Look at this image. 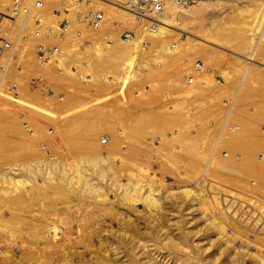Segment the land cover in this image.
<instances>
[{"label":"bare ground","instance_id":"bare-ground-1","mask_svg":"<svg viewBox=\"0 0 264 264\" xmlns=\"http://www.w3.org/2000/svg\"><path fill=\"white\" fill-rule=\"evenodd\" d=\"M39 1L41 2L40 7L33 8L27 17L28 20L26 19L25 22V29L30 33L29 41L20 44L14 58L20 56L25 46L33 43L30 40H34V37L42 38L46 36V38H51L57 35L61 37L59 41L61 45L60 53L57 54L55 52L51 55V60L49 59L45 64L40 65V71L48 78L59 79V70L62 69L68 79L80 80L85 78L84 80L87 81L98 79L100 82H104V75L110 72L119 84L124 82L122 76H126L127 83L132 81L135 85L150 84L151 82H154V84L151 85L149 90L142 93L138 91L139 87L135 86L137 88L136 91L133 90L135 94L132 97L134 96V100L138 101L139 98L135 97V95H141L139 102L144 104L142 106L144 107L143 110L137 114V119L136 115L133 114L132 118L134 121L136 120L135 122L124 120L123 123L121 122L117 125L109 122L93 123L91 119H93L94 114L90 113L85 119L80 118L78 104L71 102L59 108V113L57 112V118L53 120V127H51L50 131L44 125V120L47 119L46 113L44 114V112L30 105V96L35 95L38 97L37 93L33 92L31 95L28 93L18 99H14L3 86L4 79H1L0 124L6 132V138L0 152L2 154L4 150L9 151L12 144H21L24 146V150H26L25 148H27L28 152L34 150L36 155L38 153V156H36L37 159L35 158L36 161L35 159L31 160L30 157L33 155L30 154L29 156L28 152L25 151L27 156H29V162H22V164L19 162L20 164H14L15 167L10 165L11 168L7 166L4 171H0V197L1 195H3L2 198L14 197L15 202L13 203L17 204L18 202L19 204L18 197L24 196L25 198L22 199L24 201L20 200L22 202L21 205L25 204L23 207L30 208L34 207L32 200L36 196L32 198L33 194L40 196L38 193H41L42 187H45L44 190L46 188L49 190V187L54 188L51 190L54 194L56 193L55 189L56 191H62L65 188L68 192H75L79 199L81 198V195H77L79 191L83 193L79 192L82 195H86V191L88 193L99 191L103 193L104 200L100 202L85 201L86 203L83 204L82 201L80 203L105 212V222L107 224L99 232L93 231L92 233H85L87 226L78 224L76 236H72V228H68L64 235L65 239L63 238L66 242L61 240L65 244L60 242L56 245L59 252L56 253L60 257L58 263L73 264L72 258L75 253L79 258L78 264H196L197 260L205 261L209 257H215L212 259L213 263H215V261L218 262L221 255L227 260L230 256H235V237H239L238 239L240 240L238 241L241 242V247H243L242 245H247L246 240L243 239L246 235L240 233L241 230L240 232L235 230L236 226L234 229L232 228L233 231L235 230L234 232L232 230L230 233L229 231L227 232L226 219L231 217L234 219V215H239L236 210L242 209L240 205L244 204L243 207L245 209L246 206H250L251 208L248 207V211H256L254 213L259 214L264 222V200L260 199V195L255 196V192L264 187L263 185H261L263 187L257 186V182H255V179L260 183L264 181V128L255 127L256 125L254 126L252 120H241V118H239L238 124L228 125L226 128L224 123H222L220 131L215 140H213V148L208 155L205 152L206 149L202 150L204 146L208 150L210 142H212V137L214 136L213 126L209 125L208 122L201 121L196 123L198 119L196 117V109L201 106L199 102H202V104L205 102L203 99L206 98L207 92L204 93V88L209 86L208 83H210L211 78L209 79L208 77L211 76H206L207 69L205 68L196 72L191 70L193 72L191 73L190 71L192 74L190 75L192 77L191 83L185 84L181 80L182 76L180 73L184 69L190 68L196 58L203 61V63H209L221 56L227 58L225 52H229V55L233 56V61L237 62L234 67L241 70V81L235 93H233L232 100H230L231 105L227 112V118L231 113L233 104L237 103L239 105L238 103H243L249 96L253 107H258L257 104L259 102H264V4L259 2L260 7L262 5V9H258L260 11L257 13L258 15H253L251 9L248 8L249 6L231 4L232 6L227 12L225 11L224 14L222 13L223 15H218L219 17L216 16V21H214L215 19L210 21V23H215L208 26L205 22L211 18H206L207 20L203 23L201 15L211 7L217 10L221 5L220 0H194L186 6H179L175 0H164L163 11L154 17L155 21L153 23L144 17L135 16L117 0ZM10 2L11 0H0L1 13L7 15ZM62 5H65L63 11L66 14L63 19L67 21V24L62 23L60 26L61 29L66 30L64 34L60 32L57 22V18L63 13L60 9ZM254 5L257 6L258 3ZM94 11L102 12L103 21L99 27L90 28L85 17ZM222 11H220V14ZM256 12L257 10L254 13ZM209 16L211 17V15ZM33 17L39 20V33L37 36L33 34L34 29L31 32L34 27L31 21ZM78 35L86 39L83 47L80 46L81 51L67 45L69 41L72 44L77 39L80 41L81 38ZM255 35H257V38L254 37ZM254 38H256L255 41H253ZM83 58H86L85 64L87 66L84 67L85 69L80 68L81 62H75L77 63L75 67L69 68L68 65L71 61H81ZM240 60L244 62V65H242ZM54 61L57 62L53 63ZM233 61L230 63H233ZM195 66L196 69L201 67H198L197 64ZM87 69L91 70V73L86 74L84 77ZM159 74L160 76L165 74L162 76V80L159 78ZM221 74L223 78L228 76L226 73ZM12 75L13 73L9 69L3 78H8ZM115 79L114 82H116ZM211 82L213 81L211 80ZM162 89L165 91L163 94L170 97L173 101H162L165 98H161L162 94L160 91ZM117 91V94L114 91V95L118 96V92H121L122 95L119 97H123V92L125 91ZM217 93L219 94V92ZM128 94L124 93V96ZM181 97L193 99V102H195L194 107L191 108L193 112H189L191 109L186 108L187 110H183L182 107L180 108V101L177 100L181 99ZM123 98L125 99V97ZM126 98H129V96H126ZM116 99L119 100L117 97ZM134 100L132 99V102H136ZM196 101L199 102L196 104ZM124 111L123 114H125ZM20 119H25L26 121L21 123ZM27 122H29V125ZM183 125H191L194 130L192 133H185L181 130ZM24 126L26 127L24 128ZM141 126L143 127L141 128ZM149 129L151 131L153 129L156 130H153L152 134L154 131L157 132L156 136L159 144L152 143V134L151 131H148ZM166 130H169L171 134L167 133ZM106 132L109 134V142L105 147V154L102 156V148L96 139L99 134H105ZM134 136L141 140L139 141L137 138L136 141H139L146 149L143 152L144 157L142 156V158L144 161L141 167L137 164L138 169L130 168V165L134 163V159L138 157L136 154V157L134 156V152L138 153L133 148V141L135 142L134 139H136ZM35 137L38 141L37 144ZM137 142L135 145H137ZM32 143L36 144L33 145L34 148ZM123 143H125V146H120ZM79 145L87 149L86 153H81L83 154L82 156L81 154L79 155L81 158L76 155L75 160L67 161L66 156L68 155H65V153L73 146H75L76 150ZM141 145L135 147L139 148ZM200 145H204L201 150ZM30 146L33 149L28 150ZM67 146L70 147L68 148ZM258 146L262 152L256 155L252 148ZM72 148L69 150V156L74 153V150L70 153ZM136 148L135 150H138ZM149 150L157 155L161 172L179 170L183 160L190 153H193L195 158L198 156L197 161L198 158L200 159L201 166L198 167L200 169L196 173L194 172L195 170H192L194 172H191L193 176L190 179L188 178L190 175L187 177L186 185L181 188L180 194L186 199L188 206L196 208L199 216L203 217V220L207 221V225L212 229L213 234L202 237L207 239V243H205L207 247H201V250H199L198 244L200 242L196 245V234H199V232H192V229H185L181 225L178 226L181 222L178 221L179 223H177V220H174L177 224L171 220L175 225L170 226L167 224L169 221H165V217L163 219L162 216L167 214L164 211L168 210H165L163 206L165 202L162 204L161 199L167 195L166 197L169 201L170 197H174V193L163 184L156 186L162 180H156L149 173L150 160L153 158L150 156ZM34 157L31 158L33 159ZM77 158L79 161H77ZM79 163H81L80 166L82 167V164L86 165L80 171L78 169ZM70 169H73L76 174H81L82 172L81 179L76 180V177L72 175L73 171L71 172L72 174L70 173ZM126 170L129 171L127 172L128 174L122 172H126ZM243 171L253 176V179L250 175L248 176L251 181L247 177L251 182V184L248 182L249 187L247 184V187H245V181L243 180L242 182V179L240 184L239 174L241 175ZM121 172L126 175L124 182L120 180L121 178L123 179ZM91 173H95L98 181H94L89 177ZM84 175L85 177H83ZM140 177L143 180H140ZM77 178L80 177L77 176ZM27 183L33 184V186L36 184L35 187L39 188V190L42 188V190L37 192L30 186L31 190L29 191L30 188L28 187L27 191V187L23 188ZM84 185H87V188ZM18 190L22 191V195ZM31 191H36L37 193H30ZM71 192L68 194L73 197ZM262 192L264 193V190ZM259 193L261 194V192ZM109 194L112 196L109 197ZM262 197L264 198V195ZM35 201L37 202L38 200L35 199ZM140 201L145 204H142L146 210L145 212L141 210V206L139 209L135 206ZM171 206L174 210L173 203ZM152 207H155L156 211L153 212L151 210ZM180 207L182 206L180 205ZM205 213H208L210 218L207 217L208 215L204 216ZM253 216L248 217L253 218ZM29 217L31 218L30 215ZM169 217L171 218V216ZM33 218L34 216H32L30 221ZM45 218L40 219L42 221L33 219L31 226L34 225V222H38L36 225L41 222L40 227L34 225L39 235L34 234L33 236L36 237L37 235L41 242L45 243L42 242L46 248L47 246L51 247L50 244L52 243L56 244L57 239L54 238L55 236L52 238V234L50 235L54 227H52L53 223L48 218ZM232 219L228 221H232ZM258 220L256 223L252 222L255 223L252 224L254 228L257 223H260ZM19 221L21 220L17 222ZM22 221L20 223L23 226L26 223L27 227L29 226V220H25L26 223L24 219ZM234 221L236 222V220ZM7 222L9 221L0 215V230L5 225L7 226ZM41 225H46V228ZM34 226L33 229L31 228L33 233ZM261 226V229L253 232L264 234V225L262 224ZM239 228L241 229V227ZM7 231L9 230L7 229ZM208 231L210 232V229ZM256 234L254 235L256 240L254 239L253 241L263 250L264 241L262 239L259 240ZM201 243L203 244L204 241ZM79 244L82 251L78 252L77 246ZM254 245L251 244V246L255 247L256 245ZM208 247H212V250L207 254L209 257L204 259L200 255H205L203 250L207 248L206 252H208ZM258 247H255L256 250L254 248L255 251L253 250L250 257L254 259L255 264H264V252L262 253ZM7 251L0 250V264H10L11 259H13L11 253ZM29 252L33 253L32 251ZM34 253L35 257L38 252ZM217 253L220 254L219 258L214 256ZM231 253H233V256ZM242 253L239 250V254L244 259L245 257L243 258ZM247 253L246 255L244 253V255L247 256ZM25 254L27 256L28 253ZM241 256L239 255V258ZM34 257L27 256V259L29 258L28 260L31 261V259L36 260L37 257L42 264L41 256L37 255L35 259ZM59 257L57 256V258ZM235 258H230V260L233 259L234 261ZM239 258L236 261L240 262ZM209 260L211 262V258ZM32 263L36 264L35 261ZM204 263L206 264V262Z\"/></svg>","mask_w":264,"mask_h":264},{"label":"rangeland","instance_id":"rangeland-1","mask_svg":"<svg viewBox=\"0 0 264 264\" xmlns=\"http://www.w3.org/2000/svg\"><path fill=\"white\" fill-rule=\"evenodd\" d=\"M259 2L264 4L263 3L264 0H257V1L256 0H250V1L249 0H244V1L242 0V2H241V0H237V1L236 0H220L221 5H220V7L217 10L212 9V7H211L210 9H208V11L206 10L201 15V18H203L202 22L204 23L207 19L211 18L210 20H207L205 22V24H207L208 26L211 25V24H214L215 22L214 23H212V22L210 23V21H212L214 19H215L214 21H216V16L219 17L220 15H223L225 13V11L227 12L230 9V6L236 5V4L237 5H240V4L241 5H245V7L249 6L248 8L251 9V12H253L252 14L253 15L257 14V13L260 12V11H258V9H262V5L260 7V3ZM253 3L254 4L258 3L259 6L258 5L256 6ZM258 7H260V8H258ZM60 9L63 11L65 9V5L64 6L63 5L60 6ZM211 10H213V11H211ZM214 10L218 11V12H215ZM256 10H257V12L254 13ZM220 11H222L221 14H220ZM209 15H211V17ZM64 16H66V14L63 11L61 16L57 18L58 27L61 26V24L63 23V20H64V24H67V21L65 19H63ZM89 27L91 28V26H89ZM33 29H34V27L31 29V32H33L32 31ZM60 32L64 34L66 32V30L61 29V27H60ZM27 34H28V37H30V35H29L30 33L28 32V30H27ZM256 36L257 35H255L254 37H256ZM78 37L81 38L80 41H79V39H77V41L76 40L74 41V44H72L69 41L67 43V45H70L69 47H73V48H76L78 50L80 49L79 51H81L82 50L81 47H83L84 42L86 43V41H85L86 39L84 37L79 36V35H78ZM256 38H254L253 41H255ZM60 39H61V37H58L57 35H54L51 38H46V36L42 37V38L41 37H38V38L34 37V40H30V41H33V43H29L28 46H25L22 49V52L20 53V56L18 58L14 59V61H15L14 66H20L21 67L20 72L14 70V69H10L12 71L13 75L5 79L7 81L8 80L9 81H15L21 87L20 88V92L16 96H14V95H12V94H10L8 92L10 94V96H12V98H14V99H18L22 95H25V94H28V93H29V95H31V93L33 94V92H36L38 97H36L35 95L34 96H30L31 97V100H30L31 104L30 105L35 107L37 110L44 112V114L46 113L47 119L44 120V125L50 131H51V127H53V125H52L53 124V120H55V118H57V115L59 113V108H61L62 106H65L66 104H69L71 102H75L76 104H78V110H79L80 115H81L80 118L85 119L90 113L94 114L93 119H91V121L93 123L109 122V123H114V124L117 125V124H119L121 122L123 123L124 120H126L127 122H130V121L131 122H135L136 120L134 121L132 117L134 115H136L135 117L137 119V117H138L137 114L140 113L143 110V108H144V107H142L144 104L139 102L141 95L140 96H139V94L137 96L135 95V97L139 98L138 101L134 100V98H133L134 96L132 97V95L135 94L134 92L136 91V88H137V87L135 88V86H138L139 87L138 91L140 93H142V92H146L147 90H149L151 88V85L154 84V82H151L150 84L135 85V83L132 82V81L127 83L126 76H122V78L124 79V82L122 83L123 84V87H122V84H119L116 81V79L114 78L113 74L110 73V72H108V73H106L104 75V77H105L104 80H103L104 82H102V81L100 82L98 79L97 80L96 79L88 80V81L84 80L85 78L80 79V80H77V79L75 80V79H71V78L68 79V78H66V75L64 74V71L62 69L59 70V75H60L59 79L48 78L43 72L40 71V69H41L40 65L42 66V64H39V62H38V60L36 58V56H37V54L39 52L38 45L42 44L46 48H54V47H56L58 49V51H57V54H58L61 51V45L59 43ZM102 39L107 40L106 38H102ZM28 41H29V38L25 42H28ZM25 42H23V43H25ZM225 53H226L225 55H226L227 58H224V56H221L222 58L221 57H218L217 59L215 58V61L213 60L214 62L212 61V62H209V63H203V61H201L200 59L196 58V59H194V63H192V65H190V68L184 69L180 73V75L182 76V77L180 76L181 80L185 84H188L185 81V76L188 77V76L192 75L191 74V73H193L192 71L196 72V71H200L203 68H205V69H207L206 70V76H211V77H208L209 79L211 78L210 79V83H208L209 86L204 88V90H205L204 93L207 92L206 93V95H207L206 98L203 99L205 102L202 104V102L196 101V104L198 102L201 104V106L196 109V117L198 118L196 120V123H199L201 121L202 122H208L209 125L213 126L212 128L214 130V136L212 137V142H210V146H209L208 150H207L206 146L203 145L205 147L204 148L202 145H200V150L203 147L202 151H204V149H206L205 152L208 153V155H209V153L211 152V150L213 148L212 147L213 146V142H214L213 140H215L218 132L220 131L222 123H224V126L226 128L228 125H232L233 126L234 124L235 125L238 124L239 118H241V120L242 119L252 120V122H254V126L256 125L255 127H259V128L263 127L264 128V102H259L257 104L258 107H253V103H252V101L250 99V96L246 100H244L243 103H241V102H240L241 104L238 103L239 105H237V103L233 104V106H232L233 108L231 110V113L228 115V118H227V112H228L229 106L231 105L230 104V100H232V98H233L232 96L234 95L233 93H235L237 87L240 85V81H241V78H240L241 77L240 76L241 73L240 72H241V70L239 68H237V67H234V65H237V62L233 61V59H232L233 56H230L229 52H225ZM49 59L51 60V58H49ZM230 59H232V60H230ZM34 61H35V64H34ZM232 61H233V63H230ZM240 61L242 62V65H244V62L242 60H240ZM36 62L38 63L37 65H36ZM56 62L57 61H54L53 63H56ZM75 62H78V63L81 62L80 68H82V69H85L84 67L87 66V64H85L86 63V58H83L81 61H77V60L76 61H71V63L68 65L69 68L75 67V65L77 64ZM196 63L200 64L201 67L199 69H196V66H195ZM190 71H191V73H190ZM33 73H38L40 78H41V82H40V86L39 87L30 86L29 83H28V79ZM90 73H91V70L87 69V72H85L84 77H85L86 74H90ZM221 73H226L228 76L223 78V75ZM164 75L160 76V74H159V78H161V80H162L163 79L162 76H164ZM114 79H115L116 82H114ZM193 80H194V78H193ZM211 80L213 82H211ZM133 83H134V85H133ZM218 85H219V87H217ZM3 86L7 90V88L5 86V82H4ZM116 87H118V88L115 89ZM117 90L118 91H120V90L125 91V92H123V97H125V99L123 97H121V98L119 97V96L122 95V93L118 92ZM133 90H135V91H133ZM114 91H115V93H116V91L118 92V96L114 95L115 94ZM160 92L162 94V96L160 94L161 98L165 97L164 99H162L163 102H165V101L166 102L167 101H169V102L173 101V100H171L170 97L165 96L163 94L165 92V91H163V89ZM217 92H219V94L220 93L221 94L219 95ZM119 93H120V95H119ZM124 93L125 94L129 93V94L124 96ZM223 93H225V94L223 95ZM215 94H216V96H215ZM208 95H209V97H208ZM126 96L127 97L129 96L130 99L126 98ZM211 96H213V98H211ZM214 96H215V98H214ZM116 97L119 98V100L116 99ZM69 99H70V101H69ZM132 99L134 101H136V102H132ZM177 101H180L179 105H180V108L182 107L183 110L191 109L195 105V102H193L192 98H188V99L185 98L184 99V97H181V99L179 98V100H177ZM182 109H181V111H182ZM124 110L126 112H128V111L129 112L126 114V112ZM123 111H124L125 114H123ZM189 112H193V110L191 109ZM256 114H258V115H256ZM237 119H238V121H237ZM24 121H26V120L25 119H20L21 123L24 122ZM27 123L29 125V122H27ZM25 127L26 126H24V128ZM115 127H118V126H115ZM142 127L143 126H141V128ZM29 128H31V127H29ZM153 130H155V129H153ZM153 130L151 131V129H149L148 131H151V134H152ZM181 130L183 132H185V133L186 132L192 133V131L194 130V127H192L191 125H183L181 127ZM155 131L152 134V140L151 139L150 140L152 141V143L159 144V142L157 140V136H156L157 132H155ZM166 132L171 134L169 132V130H166ZM151 134H150V137H151ZM5 138H6V132H5L4 128H3V126L0 124V149L3 147L2 145L5 142L4 141ZM134 138H136V139H134L135 142L133 141V143H134V145H133L134 151H138V153L140 152V154L134 152V156L136 154V156H138V157L136 159H134V163L130 165V168L134 167L133 169H135V168L138 169L139 167H141V165H142V163L144 161L142 156L144 157V155H143L144 153L143 152L146 149L144 148V146L141 145V143H139V141H141V140H139V138L137 136H134ZM137 138L139 140L138 142L136 141ZM35 140L37 141L36 137H35ZM96 140H98L97 143L102 148L101 153H102V156H103L105 154V147H106V145L109 142V134L107 132L105 134L104 133L103 134H99V136H98V138ZM136 142H137V145L138 146L141 145L142 148L141 147H139V148L137 147L136 148L135 147V146H137V145H135ZM37 143H38V141L36 142V144ZM30 144H31V142H30ZM36 144L32 143V147H33V145H36ZM120 146H125V143H123V145H120ZM32 147L30 146V148H28V150L31 149ZM74 147L75 146H73V148ZM73 148H72L70 153H72L73 150H74V153H72L70 156H69V150L70 149H68V152L65 153V155H68V156H66L67 161H73V160L76 159V155L79 158L80 157L79 155L81 153L84 154L87 151V149L86 148L85 149L82 148L81 145L76 147V150H75V148L74 149ZM135 148L138 149V150H135ZM25 149L26 150H24V146L21 145V144H12V146H10L9 151H5L4 150L2 152V154L0 152V171H4L5 168H7V166L11 168V166L12 165L14 166V164L15 165L16 164H20L19 162H21V164H22V162L23 163L24 162H29L30 159L34 160L36 158V156H38V153L36 155L34 150H32V151L30 150V152H28L27 148H25ZM140 150L142 151V153H141ZM252 150L254 151V154H256V155H258L259 153L262 152V150L259 148V146L256 147V148H252ZM25 151L28 152L29 156L31 154V155H33L35 157L32 159L31 157H33V156H31L30 159H28L29 156H27V152H25ZM131 151H132V149H131ZM148 152H149V154H151L150 156L153 157L150 160L149 173L151 175H153L156 178V180H162V182L160 184L157 183L156 186H160L161 184H163L164 186H166L167 189H169L170 191H172L174 193V197L171 195L172 197L169 198L170 195L168 196L169 201H168V199L166 197L167 196L166 194H165L166 196H164L161 199V203L162 204L165 202L164 205H163L165 210H168V211H164V213L167 212V214L169 213L168 215L171 216V218H170L167 214H165V216H162L163 219L165 217L164 220L167 221V222L169 221L167 224H169L170 226H173V225H175L176 222L179 223L178 221H180L181 223H179L178 226L181 225V227H183V228L185 227V229H190V230L192 229L191 230L192 232H196V233L199 232V234H196L197 235L196 236V245H197L198 242H200L199 243L200 245L198 244V246L200 247L199 250H201V247H207V245L205 244V243H207V239H203L204 238L203 236L213 234L212 229L207 225V221H204L203 217L199 216V214L197 213L198 211L196 210V208L188 206V204H187L188 202L180 194L181 188L184 185H186L187 177L190 175L188 177L190 179L193 176V174L191 172H193L195 170L194 172L196 173V171H198L200 169L198 167L201 166V161H200L199 158H198V161H197V157H198L197 154H196V156H197L196 158H195L193 153H190L189 155H187L186 158L183 160V164L181 165L179 170L161 172L160 171V167H159V160L157 159V155H155L154 153H151L150 150ZM83 154H81V156ZM36 159H35V161H36ZM77 161H79V159ZM80 164L81 163H79V168H78L79 171H80L81 168L86 166V165L82 164L83 165V167H82V166H80ZM137 164H138L139 167H137ZM195 164H196L197 168L195 167ZM10 168H8V169H10ZM73 169L72 170L70 169V173L73 171L72 172L73 174L72 173L71 174L74 175V177H76L75 178L76 180L77 179L80 180L82 175H83L82 172H81V174H82L81 175V174L78 173L79 171L77 169H74V170L78 171L77 172L79 174L78 175V174L75 173V171ZM132 171H134V170H132ZM122 172L125 173V174H128L127 172H129V171L126 170V172H124V171H122ZM135 172H136V170H135ZM123 173H122V176L120 174V176L123 177V179L119 176V178H121L120 179L121 181L124 180V177L126 179V175L123 174ZM84 174H85V172H84ZM249 175H248V173L246 171H243L241 173V175L239 174L240 184H241V179H242V182H243V180L245 182H247V183L244 182V184L245 185L247 184L248 187H249V184H251L250 177L253 179V176L250 175V177H248ZM77 176L80 177V178H77ZM83 177H85V175ZM89 177L91 179H93L94 181H98L95 173H91L89 175ZM247 177L250 179V181H249V179ZM140 180H143V178L140 177ZM248 182H249V184H248ZM255 182H257V186L258 185H260V186L263 185L264 186V181H261L262 183H260V182L257 181V179H255ZM35 185L33 186V184H30V183L28 184L27 183V185L26 186L24 185L25 187H23L24 189L27 187L26 190L28 191V187L30 188V186H32L31 188L36 190L37 192L41 191L42 188H43L41 193H38L40 196H38L37 194H33V196H32V198H34L36 196L34 198V200H32V202L34 203V207L26 208V207H23L25 204L21 205L22 202L24 201V200H22V199L25 198L24 196H19L18 197L19 199H17V197H15V199L19 200V204H20V206H19L17 201L16 202H17L18 205L16 203H13V202H15L14 197H10V198L9 197H4V198H2L3 195H1V197H0V199H1L0 200V215L4 219L9 221V222H7L8 223L7 226L5 225L6 228L4 227L2 230H0V250L1 251H7V249H8L9 252L8 251L7 252L11 253V256H12L13 259H11L10 264H34V263H32L33 261H35V263L37 261L38 262L40 261L39 259H37V257H36L37 255L41 256L40 259L42 260V264H62L63 262L62 263L61 262L58 263V260L60 259V257L57 254L59 252L57 250L56 245L59 244L60 242L65 244L66 241L64 240L65 239L64 235H65V232L68 231V228H72L73 232L71 234H72V236H76V234H77L76 228H77L78 224H84L85 226H87V228H85V233H92L93 231L99 232L102 229V227L107 224L105 222V220H106V213L105 212L100 211V209H96V208H93V207H87V206L83 205L84 203L89 202V201L90 202H100V201L104 200L103 193L101 191L93 192V193H88L86 191V195L84 194L85 195V197H84V195H82L83 193L78 190L80 193H82V194H80L77 191L78 192L77 195H79V196L81 195V198L79 199V197L76 196L75 192H73V191L72 192L71 191L68 192V190L65 189V188L64 189L62 188L63 189L62 191H60L59 189H57L59 191H56V189H55L56 193L54 194V192L51 191V190L54 189L52 187L50 188L48 186L49 190H47V188H46V190H44L45 187H42L39 190V188L35 187ZM247 185L245 187H247ZM263 186H261V187H263ZM84 187L87 188V185H84ZM31 188L29 189V191L31 190ZM261 189H259L258 192H255L257 194V195L255 194V196L260 195L259 196L260 199L262 198V200H264V198L262 197L264 195V193L262 192V190H264V187H263L262 190ZM36 191H34V192L31 191L30 193H37ZM18 192L19 193L21 192L20 194L22 195V191L18 190ZM67 192L68 193L71 192L73 194V197H72L71 194H68ZM259 192H261V194ZM24 193H23V195H24ZM262 193H263V195H262ZM27 195H28V193H27ZM111 196L112 195L109 194V197H111ZM12 198H13L14 201L12 200ZM164 198H166L167 200L166 199L163 200ZM35 199L38 200L37 201L38 204L35 201ZM20 200H22V202ZM162 200H163V202H162ZM76 201H77V203H76ZM82 201H83V204L80 203ZM171 202L173 203V206L175 207L174 210H173V207L171 206L172 205ZM143 203H144L143 201L142 202L140 201L139 204L138 205L136 204L135 206L138 209L141 206L143 208V209L141 208V210H144V212H145L146 210L144 209V206H142ZM167 204H169V205H167ZM143 205H145V204H143ZM165 205H166V207H165ZM180 205L182 207H180ZM243 205H240V207H242V209H237L236 210V212H238L237 214H239V215H234L235 216V217H233L234 219H232V217L226 219L228 230L226 229V227H225V229H226L227 232L229 231V233H230L231 230L233 231L234 227L236 226L235 230H237V231L239 230V232L241 230L240 233L246 235V237H243V239L246 240V243H247L246 246H248V247L246 248V246H244V245H242L243 247H241V242L238 241V240H240V239H238L239 237H235V239H236V241H234V245L236 246L235 247L236 253H234L235 256H233V253H231V255L233 257H236L234 259L235 262L233 261V259H231L232 262L230 260V258H233V257L230 256V258L228 257L229 259L227 260V258L224 259L222 255L220 256V254L217 253L214 256H216V257L218 256L217 258H219V256H220V258H219L218 262H216L215 260H217V259H215L214 260L215 263H213L212 259H214L215 257L207 256V254L212 250V247H210V248L208 247L209 248L208 252H206L207 248H206V250H203V253H205L206 257H205V255L203 253H202L203 255H200L204 259L209 257L208 260L207 259L205 261L204 260H197L198 263L196 262V264H205L204 262H206V264L207 263H211V264H223V263L224 264H227V263L228 264H255L254 259L252 257H250L251 256L250 254L253 252L254 248L256 246L258 247V244L255 243V241H253L254 239L256 240V236L254 238V235L256 233L253 232V231L261 229L262 228L261 225L262 224L264 225V222L262 221V218L260 217L259 214L254 213L256 211H254V210H252L253 212H250V210L248 211V209L251 208L250 206H246V209H245V207H243ZM154 208L155 207L151 208V210L153 212L156 211V208L155 209ZM170 209H171V211H169ZM30 210H32V211H30ZM175 210H177V211H175ZM170 212H172V213H170ZM247 214H249L248 216H250V217H252L253 215H255V216H253V218H250V217L247 216ZM29 215L31 216V218H32V216H34L33 219L34 220L37 219V221H39L40 219H43L44 217H46L45 219L48 218V220H50V222L53 223L52 227L54 226L52 228L53 229L52 232H50V235L52 234L51 235L52 238L55 236L54 238L57 239L58 241L59 240L60 241L58 242L56 240V242H57L56 244L52 243L53 245L50 244L51 247L47 246L45 248L44 247L45 243L42 241L44 243L43 244L41 242V240L38 238L37 235H39V233L36 232L37 230L35 229V226H34V225L38 224V222H34V225L31 226V224L33 223V219L30 221L31 218L30 217L28 218ZM205 215H208V213H205L204 216ZM256 215H259V216H256ZM207 217L210 218V215H208ZM247 217H248V219H247ZM255 217H256L257 220L260 218L258 220L260 223H257L255 225V228H254V225H252V224H255L257 222ZM208 218H207V220H208ZM239 218H240V220H238ZM23 219H24V221L25 220H29L28 221L29 222L28 225L31 226L32 229H33V226H34V233H33L32 229L29 228V226L27 227L26 221H25V223H26L25 226L27 228L25 226H23V224H21L23 222L22 221ZM45 219H44V221H45ZM231 219H232V221H228V220H231ZM18 220H21V221L17 222ZM171 220H173V221L177 220V221L176 222L174 221L175 223H173ZM234 220H236V222ZM254 220H256V221H254ZM40 221H42V220H40ZM240 221H242V222H240ZM230 222H232L233 224L232 223L230 224ZM237 222H239V223H237ZM252 222H255V223H252ZM243 223H245V224H243ZM40 224H41V222H40ZM40 224L36 225V226L40 227ZM42 224H44V223H42ZM238 224H240V225H238ZM259 225L261 226V228H260ZM41 226H43V228L45 226V228H46V225H41ZM225 226H226V224H225ZM228 226H230V227H228ZM231 226H233V227H231ZM238 226L241 227V229ZM207 228H208V230L210 229V232L207 230ZM7 229L9 231H7ZM193 230H195V231H193ZM1 233H3V234H1ZM34 234H37L36 235L37 238L33 236ZM256 235H257V238L259 240L262 239L264 241V239H263L264 238V236H263L264 234H256ZM260 235H262V236H260ZM236 236H238V234H236ZM4 238H5V240H4ZM61 240L65 241V242H62ZM203 241H204V243L202 244L201 242H203ZM248 241H250V242H248ZM239 242H240V244H239ZM254 243H255L256 246L254 245ZM54 244H55V246H54ZM251 244L254 245L255 247L251 246ZM48 245H49V243H48ZM5 246L7 247V249H5L6 248ZM258 248L260 249V251L262 253L264 252V249L262 250L260 247H258ZM202 249H204V248H202ZM239 250L241 252H243L242 254H243V258L245 257L244 259H242L241 254H239ZM244 250H246V251L244 252ZM255 250H256V248H255ZM29 251H32L33 253L34 252H38L39 253V254L37 253L36 256H35L37 261L33 260V259H31V261L28 260L30 257L27 259V256H31L33 258L34 255H35V253L33 254V253L29 252ZM77 251L78 252L82 251V248H81L80 244L77 246ZM25 253H28L27 256H26ZM29 253H31V254H29ZM244 253H245V255L247 253V256H245ZM56 254H57V256L59 258H57ZM236 254H237V256H236ZM238 254L241 256L240 258H239ZM35 257H34V259H35ZM202 257H201V259H202ZM237 257L239 258V261L241 260L242 262L241 261L238 262V260L236 261V259H238ZM210 258H211V262L209 260ZM78 259L79 258L77 257V255L75 253L73 255V258H72L73 264H78ZM48 260H50V261H48ZM39 264H41V262H39Z\"/></svg>","mask_w":264,"mask_h":264},{"label":"built area","instance_id":"built-area-1","mask_svg":"<svg viewBox=\"0 0 264 264\" xmlns=\"http://www.w3.org/2000/svg\"><path fill=\"white\" fill-rule=\"evenodd\" d=\"M124 8L137 17H144L153 23L154 17L163 11L164 0H117ZM194 0H175L179 6H186ZM31 2V3H30ZM39 0H11L7 15L0 12V80L4 79L7 91L16 96L20 92V86L15 81H7L3 78L9 69L20 72V66H14V56L21 43L27 41L28 34L25 29V22L33 8H39ZM87 23L92 28H97L103 21V14L100 11L90 13L85 17ZM28 20V19H27ZM34 25V35L39 33V20L36 17L31 19ZM64 23V21H63ZM38 54L36 56L39 64H44L49 60L52 54L57 52V48H46L42 44L38 45ZM199 67L200 64L196 63ZM185 81L191 83L192 77L188 76ZM41 78L38 73H33L28 83L30 86L39 87Z\"/></svg>","mask_w":264,"mask_h":264}]
</instances>
